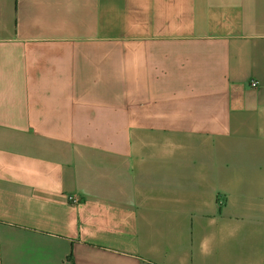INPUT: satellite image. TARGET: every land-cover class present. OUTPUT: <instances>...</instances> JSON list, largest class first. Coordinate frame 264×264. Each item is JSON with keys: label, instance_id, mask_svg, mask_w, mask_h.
<instances>
[{"label": "crops", "instance_id": "0c3cea01", "mask_svg": "<svg viewBox=\"0 0 264 264\" xmlns=\"http://www.w3.org/2000/svg\"><path fill=\"white\" fill-rule=\"evenodd\" d=\"M0 264H264V0H0Z\"/></svg>", "mask_w": 264, "mask_h": 264}, {"label": "built area", "instance_id": "2783aa9c", "mask_svg": "<svg viewBox=\"0 0 264 264\" xmlns=\"http://www.w3.org/2000/svg\"><path fill=\"white\" fill-rule=\"evenodd\" d=\"M249 83H250V84H255V80L250 79V80H249ZM70 196H71V198H73L74 200L79 199V196L72 195V194H71ZM218 201H222V198H218Z\"/></svg>", "mask_w": 264, "mask_h": 264}]
</instances>
